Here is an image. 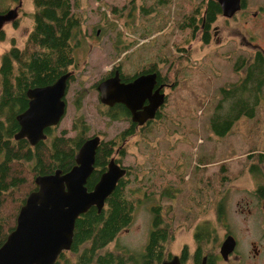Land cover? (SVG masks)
I'll list each match as a JSON object with an SVG mask.
<instances>
[{"label": "rangeland", "instance_id": "rangeland-1", "mask_svg": "<svg viewBox=\"0 0 264 264\" xmlns=\"http://www.w3.org/2000/svg\"><path fill=\"white\" fill-rule=\"evenodd\" d=\"M82 1L79 7L80 28L85 31L89 28L90 36L84 37L82 44L77 47V50L75 49V62L69 67L76 75L69 84V103L62 119L52 126L51 137L61 135L62 130H65L63 134L66 136H75L80 125L86 127L84 138L102 133L103 138L107 139L119 131L121 123L106 115L103 107L99 106L94 83L105 75L104 71H107L114 61L122 57L127 67H138L142 65V62L147 65L156 60V66L159 65L161 73H167L169 77L170 86L165 89L170 95L171 104L167 109L172 107V110L164 111L165 114L158 120H152L149 123V130L144 132L143 128L142 133L128 136L124 152L126 156L124 159L120 158V161L130 169L131 177H128L125 182L126 189L133 197L139 199V203L135 205L133 222L110 241V246H115L119 242L135 252H142L152 224L151 204L158 201L164 202L169 197L168 202L172 203L174 208L173 216L177 209L176 219L172 225L180 226L168 248L176 254L181 245L186 242L192 250L194 248L192 231L185 223L186 219L182 210H184L187 190L190 187H196L199 178L191 177L188 172L193 173L196 169L195 164L201 153H208L215 147H218L217 151L224 152L237 149L239 152L236 155L239 159H243L253 147L257 151L264 149V104L261 111L255 114L256 116L251 118L241 116L243 118L237 122L233 133L222 140L216 139L204 127V122L209 117L206 113L195 119L183 116L188 118L185 121L192 123L178 129L175 125L179 120L173 117L175 101L181 95L192 94L188 87L183 86L181 79H186L188 82L186 85L198 93H202L203 90H211L214 93V90H220L221 85L235 81L238 75L233 72L231 63L225 55L245 53L254 44H258L264 50V0H248L246 6L238 10L230 19L219 16L215 22L218 29L217 35L213 36L207 45L201 43L198 37L194 38L188 30L178 27L182 18L181 14L191 13L201 0H164L165 6H160L161 15L164 18L159 22L148 13L142 14L138 11L139 2L149 4L157 0ZM20 2L21 5H16L17 0H0V11L18 6V9L14 8L15 16L6 20L0 29V58L12 44L22 47L32 29L34 4L32 0H20ZM128 10L132 14L127 15ZM98 26L100 34H95ZM158 30L163 32L157 35ZM188 41H190L187 46L191 50V59L196 60L193 65L196 69L203 71L206 77H202L199 72L196 73L194 67H189L180 74L175 73V69L182 68L185 64L183 62L178 66L172 65L178 55L176 46ZM261 95L264 103V86ZM75 119H77L76 127H74ZM194 124L199 126L200 135L190 133L186 137L185 128ZM252 151L256 153L255 150ZM236 161L237 159L231 160L233 164ZM89 176L87 175L86 181ZM167 179H170L172 184L182 186V190L178 191L176 197L171 194L173 191L171 186L165 192L162 190L161 185ZM253 182L252 177H237L231 174L230 179L224 182L222 187L217 188L214 184V194H205L200 198L204 199V202L208 200L204 206V212L198 219L207 221L213 226H215L213 223L217 222L215 229H218L220 236L230 232L234 236L238 235L243 245L251 239L257 241L261 247L258 255L244 256L240 261L241 264H264V236L258 237L261 231V210L256 207L254 214L247 216V229H229V218L228 223L220 222L218 219L216 198L221 194L229 193L232 201L239 200L243 203L254 200L251 190ZM222 189L225 190L224 193L220 192ZM221 215L227 216L224 213ZM236 220L245 225L241 217H237ZM237 222L235 221L238 228ZM219 247L220 244L217 251ZM217 264H236L235 253L227 259H220Z\"/></svg>", "mask_w": 264, "mask_h": 264}, {"label": "trees", "instance_id": "trees-1", "mask_svg": "<svg viewBox=\"0 0 264 264\" xmlns=\"http://www.w3.org/2000/svg\"><path fill=\"white\" fill-rule=\"evenodd\" d=\"M206 1L204 19L210 22L221 13V5L219 0ZM33 2V26L24 45L16 47L12 44L0 58V245L7 233L13 229L17 213L26 196L36 188L35 176L53 172L56 168L69 170L75 164L74 156L86 133V127L80 125L75 136H66L63 134L65 130H62L61 135L52 138L53 127L48 126L45 129L47 136L36 144L29 143L25 137L14 136L19 129L16 115L27 106L26 90L51 83L60 74L70 70L69 67L75 62V46L79 41L76 33L81 27L80 0H73L74 7L72 0ZM179 28L183 26L179 25ZM254 46L245 53L225 55L238 77L235 81L221 85L220 90H214V93L211 90L198 93L186 85V79H181L183 86L188 87L192 94L181 95L176 99L173 117L179 121L175 128L180 129L192 123L185 121L188 118L183 116L195 119L206 113L209 117L205 120L204 127L216 139L222 140L233 133L235 125L243 118L241 116L251 118L261 111L264 104L261 100L264 86V50L258 44ZM183 62L185 64L182 68L175 69V73L180 74L185 69L194 67L196 73L206 77L203 71L193 65L196 60L189 56L177 57L172 65L178 66ZM170 106L168 97L162 111L172 110V107L167 109ZM74 121L76 127L77 119ZM143 128L145 132L149 130V125H144ZM190 133L200 135L199 126H187L184 135L188 137ZM217 148L201 153L195 164L196 169L193 173L188 172L191 177L197 176L199 179L196 187L187 190L182 210L185 223L192 231L194 243L192 250L186 242L181 245L177 254L183 264H200L204 255L205 264H214L213 258L221 240L218 229H214L211 223L198 219L208 200L204 202L200 198L205 194H214V184L217 188L222 187L231 174L250 177L249 173L255 176L258 172V175L264 177L263 148L258 151L251 148L243 159L236 155L239 152L237 149L224 152L217 151ZM110 153L101 146L96 149V166L100 170L94 169L90 174L86 181L88 189H93L99 172L108 163ZM232 159L237 161L233 164ZM250 161L262 166L257 168V164H249ZM126 167V175L123 174L122 180L116 182L115 188L105 198L103 207L98 210L92 205L76 217L71 247L61 251L54 264H160L174 254L168 246L180 225H172L177 209L173 216V204L168 202L170 199L167 196L164 202L151 204L152 224L142 252H135L119 242L110 246V241L133 222L135 205L139 203V199L126 189L125 182L131 177L130 169ZM181 170L185 172L182 168ZM169 186L173 188L171 194L175 197L182 190L181 185L172 184L170 179L161 188L165 192ZM220 192L224 193L225 190Z\"/></svg>", "mask_w": 264, "mask_h": 264}, {"label": "water", "instance_id": "water-1", "mask_svg": "<svg viewBox=\"0 0 264 264\" xmlns=\"http://www.w3.org/2000/svg\"><path fill=\"white\" fill-rule=\"evenodd\" d=\"M223 15L232 16L241 5V0H219ZM16 9L0 11V29L6 20L15 16ZM152 75V74H151ZM69 71L60 74L53 82L29 87L27 107L16 115L19 129L15 138L25 137L31 144L45 138V128L59 123L65 111L63 96L66 90ZM141 75L133 81L123 84L117 78H107L98 84L101 100H123L133 107L124 96H118L120 89L135 92L143 86L149 92L154 82L153 76ZM148 79V80H147ZM117 92V93H116ZM115 93V95H112ZM112 98L110 100L109 98ZM163 102L160 93L148 106L133 115L139 123L152 117L157 106ZM99 136H89L80 144L75 154L76 163L67 171L56 168L53 172L35 176L36 188L25 198L16 216V222L0 245V264H54L59 253L71 247L76 217L95 205L103 207L105 198L115 188L117 179L126 172L124 166L110 160L109 166L102 172L99 180L88 189L86 178L93 169ZM236 239L233 234L225 235L220 243L219 252L223 259L233 251ZM206 255L200 264H205ZM160 264H183L179 255L161 261Z\"/></svg>", "mask_w": 264, "mask_h": 264}, {"label": "flooded vegetation", "instance_id": "flooded-vegetation-1", "mask_svg": "<svg viewBox=\"0 0 264 264\" xmlns=\"http://www.w3.org/2000/svg\"><path fill=\"white\" fill-rule=\"evenodd\" d=\"M32 2H33V0H32ZM81 2H83V1L80 0V3ZM165 3L166 2L159 1V0L152 2V3H149V4L139 2L138 11L142 14L148 13L149 15H151L154 19H156L159 22L160 20H162L164 18V16L161 15L160 6L164 7ZM247 3H248V0H241V5H240V8L238 10L243 9V7L246 6ZM33 4H34V2H33ZM71 4L73 7L75 6V3L73 2V0H72ZM16 5H21L20 0H17ZM15 6H14V8L18 9V6H16V7ZM206 11H207V1L201 0L199 5L195 6L192 9L191 13H189V14H187L186 12L182 13L181 14L182 18H181L180 22L178 23V27H179V25L183 26V28H180V29L188 30V32H190L194 38L198 37L199 40L201 41V43H204L205 45L210 43L213 36L217 35L218 29L215 25L217 18L219 16H224L222 9H221V13L217 14L213 18V20H211L209 22V21L204 19ZM110 12L112 14H114L112 10H110ZM236 12L230 17H226V16H224V17L226 19H230L236 14ZM128 13L132 14V12L130 10H128L126 12L127 15H128ZM99 24L101 25V23H99ZM92 28L94 29V25H92ZM162 32H163V30H158L157 35L162 33ZM95 34H100V27L99 26L97 27ZM76 35H77V38L79 39L78 45L75 46V49L77 50V47L82 44V39L86 36H90V30L88 28L87 31H85V30H82L80 28L79 32H77ZM250 40L252 41L251 36H250ZM189 43H190V41H188L185 44L176 46V48H177L176 52L178 53V55H177L178 58H182L185 56L191 57L190 47L187 46V44H189ZM112 64L113 65H111L107 71H104L105 75L102 78L98 79L94 83V89H95L96 96H97V102L100 103L99 106L103 107L106 115L113 118L114 120H118L121 123V127H120L119 131L115 132L114 134L109 136L107 139L103 138L102 133H101V135L98 133L94 134V135L99 136V144H98L97 148L101 146L102 148L104 147L106 151L111 152L108 163L105 165L104 169H102L99 172L96 182L99 180L102 172L108 168L109 162L111 159H113L114 161L119 163L120 166L126 167V165H124L120 161V158L124 159V157L126 156L125 155L126 153H124V152H125V148L127 147L126 143H127L128 136L132 135V134H137L138 132L142 133V129H143L144 125L148 126L152 120H157L160 116H163L165 114V112L162 111L163 107L167 101V98L170 97V95H168V93L165 89V88L170 86V83L168 82V80H169L168 74L167 73H163V74L161 73L159 65H158V67L156 66L157 65L156 60L149 62L147 65H145L144 62H142L141 66L127 67L124 64L123 57H122L118 61L117 60L114 61ZM148 74H150V77L153 76V78H154V82L152 84V87H151V89L148 90L149 92H144L143 86H141L139 88H136L135 92H131V91L125 92L121 88L120 92L118 93V96H124L125 99H127V101H129V103L132 104V106H133L132 108L129 107L127 105V103L124 102L123 100H112L111 97L109 98L110 100H112L111 103H107V102H104L101 100V97H100L101 92L98 89V84L101 81H103L107 78H117L118 82H121L123 84H127V83L133 81L138 76L148 75ZM75 76L76 75H74L73 70H69V77L67 79L66 90H65V94L63 96V99L65 101V111H66L67 104L69 103V99H68L69 84L75 78ZM150 77H148V79ZM160 93H163V102L157 106V108L155 109L154 115L152 117H147L145 119V121L142 123H139L138 120H135L133 118V115L135 114V115L140 116L139 113L144 109V107L148 106L151 103V101H153L156 98V96H158ZM112 95H115V93H113ZM26 97H27V104H28L29 97L27 96V94H26ZM65 111H64L62 117L64 116ZM62 117H61V119H62ZM50 126H53V125H50ZM99 132H101V131H99ZM94 135H89V136H94ZM84 139H86V137ZM83 140H82V142H83ZM95 154H96V152H95ZM121 154H123V155L121 156ZM102 159L103 158H101V160ZM104 162H105V158H104ZM252 163L254 164L256 162L255 161L249 162V164H252ZM256 164H257V166H256L257 168L262 166V164H260V163H256ZM97 168L98 167L96 166V160L94 158L93 169H92L91 173L93 172L94 169L100 170V167L98 169ZM93 176L95 179L96 173H94ZM249 176L254 179V182L252 184V189H251L252 193H253L254 200H247L246 202L244 201L243 203H241L239 200L232 201L231 195L229 193L221 194L219 197L216 198V200H217L216 209H217V213H218V219L220 220V222L225 221V223H228V218H229V220H230V223H228L229 229H247L248 228V226L246 225V223L248 222L247 216H251L252 214H254L255 208L258 207V209H260L261 213H262V220H261V226H260L261 231H260V235L258 237H263L264 236L263 235L264 234V230H263L264 229V185H263L264 184V177H262V175H258V172H256L255 176H252L251 173H249ZM256 176H257V178H256ZM121 178H122V176H120L117 179V181ZM95 183H94V185H95ZM221 213L227 214V216L224 217L221 215ZM237 217H241L242 222L245 223V225H242L239 222H237V220H236ZM234 220L239 225L238 228H237V225H236ZM213 224L215 226H217V222H216V224L215 223H213ZM215 226H214V229H215ZM228 233H230V232H227L226 234L224 233V235L221 234V240H222L223 236L227 235ZM234 237H236L235 238L236 244H235L234 250L228 255V258L233 253H235L236 264H241L240 261L243 260L244 256H246V257L252 256V255L256 256L259 254V252H261V247L258 245L257 241L250 239L249 241L245 242V244L243 245L240 243V239H239L238 235H235ZM250 246L252 247L251 249H250ZM238 258H241V259H238ZM220 259H223V258L221 256L220 252L217 251V254H215V256L213 258L214 264H217V262Z\"/></svg>", "mask_w": 264, "mask_h": 264}, {"label": "bare ground", "instance_id": "bare-ground-1", "mask_svg": "<svg viewBox=\"0 0 264 264\" xmlns=\"http://www.w3.org/2000/svg\"><path fill=\"white\" fill-rule=\"evenodd\" d=\"M74 161H75V163H76L75 156H74Z\"/></svg>", "mask_w": 264, "mask_h": 264}, {"label": "clouds", "instance_id": "clouds-1", "mask_svg": "<svg viewBox=\"0 0 264 264\" xmlns=\"http://www.w3.org/2000/svg\"><path fill=\"white\" fill-rule=\"evenodd\" d=\"M221 242V241H220Z\"/></svg>", "mask_w": 264, "mask_h": 264}]
</instances>
